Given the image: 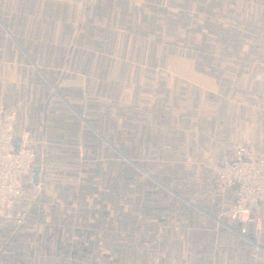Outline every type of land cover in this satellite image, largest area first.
Returning a JSON list of instances; mask_svg holds the SVG:
<instances>
[{
	"label": "crops",
	"instance_id": "0c3cea01",
	"mask_svg": "<svg viewBox=\"0 0 264 264\" xmlns=\"http://www.w3.org/2000/svg\"><path fill=\"white\" fill-rule=\"evenodd\" d=\"M86 82L136 84V98L168 109L174 156L216 164L238 145L264 156V0H0V101L10 83ZM47 190L25 193L33 222L44 206L45 239L62 221L61 242H99L100 204H73L68 220L62 199L41 203ZM221 193L223 210L232 192ZM25 203L0 213V259L20 258ZM189 233L188 264H264V213L259 225L212 218Z\"/></svg>",
	"mask_w": 264,
	"mask_h": 264
},
{
	"label": "rangeland",
	"instance_id": "374dc122",
	"mask_svg": "<svg viewBox=\"0 0 264 264\" xmlns=\"http://www.w3.org/2000/svg\"><path fill=\"white\" fill-rule=\"evenodd\" d=\"M134 85L131 91L128 82L5 85L0 108L14 112L17 136L27 132L33 159L19 197L27 204L16 214L20 258L6 253L0 264H188L189 232L204 219L230 218L227 207L221 209L222 188L215 174L220 161L174 156L166 146L172 116L164 106L155 108L136 98ZM34 168L37 183H32ZM33 186L51 189L37 196L43 197L42 204L46 197L55 204L62 199L58 204L68 208V220L73 204L99 203V242L66 237L61 242L67 233L61 232L62 221H51L50 228L57 230L49 233L52 242L46 240L48 230L39 226L44 206L31 213L38 222L28 212L32 195L25 193ZM76 209L78 218L89 213L83 206Z\"/></svg>",
	"mask_w": 264,
	"mask_h": 264
},
{
	"label": "built area",
	"instance_id": "2783aa9c",
	"mask_svg": "<svg viewBox=\"0 0 264 264\" xmlns=\"http://www.w3.org/2000/svg\"><path fill=\"white\" fill-rule=\"evenodd\" d=\"M15 114L0 108V213H5L23 194L25 178L32 168L33 153L26 135L15 133ZM217 182L232 194L227 213L233 220L262 222L264 202V157L243 145L230 157L220 160L215 170Z\"/></svg>",
	"mask_w": 264,
	"mask_h": 264
},
{
	"label": "water",
	"instance_id": "95a60500",
	"mask_svg": "<svg viewBox=\"0 0 264 264\" xmlns=\"http://www.w3.org/2000/svg\"><path fill=\"white\" fill-rule=\"evenodd\" d=\"M36 180H37V169L34 168V169H33V177H32V181H33L34 183H36Z\"/></svg>",
	"mask_w": 264,
	"mask_h": 264
}]
</instances>
